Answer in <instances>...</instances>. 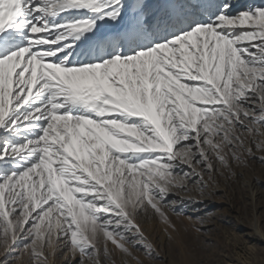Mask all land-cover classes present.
Listing matches in <instances>:
<instances>
[{
  "label": "snow or ice",
  "instance_id": "6c2138e0",
  "mask_svg": "<svg viewBox=\"0 0 264 264\" xmlns=\"http://www.w3.org/2000/svg\"><path fill=\"white\" fill-rule=\"evenodd\" d=\"M257 136L264 3L0 0V264L21 240L17 264L61 244L76 264H104L109 242L152 258L141 213L177 232L169 196L242 176Z\"/></svg>",
  "mask_w": 264,
  "mask_h": 264
},
{
  "label": "rangeland",
  "instance_id": "374dc122",
  "mask_svg": "<svg viewBox=\"0 0 264 264\" xmlns=\"http://www.w3.org/2000/svg\"><path fill=\"white\" fill-rule=\"evenodd\" d=\"M250 1L259 4V0H241L244 3ZM261 139L264 136H257L258 141ZM260 157H264V152L254 151L247 169L232 165L233 171L243 173L242 176L229 177L226 171L223 176L217 173L218 187L205 190L203 195L192 184L188 192L171 194L169 200L182 201L175 206V212L165 209L177 232L168 228L151 210L147 214L141 213L137 222L146 238L145 243L154 250L153 257L150 258L139 243L130 248L132 257L140 264H186L193 260L208 264H243L246 258H250V264H261L264 258V162ZM212 191L216 194H211ZM200 216H211L212 219L207 224L196 225L194 222ZM23 243L21 240L8 256V264H17L15 256L20 254ZM108 248L111 255L104 259V264H136L132 257H124L114 250L110 242ZM251 248L258 251L251 253ZM22 260L31 264L27 254ZM78 260L79 256L73 259L61 244V250L48 258V264H76Z\"/></svg>",
  "mask_w": 264,
  "mask_h": 264
},
{
  "label": "bare ground",
  "instance_id": "6f19581e",
  "mask_svg": "<svg viewBox=\"0 0 264 264\" xmlns=\"http://www.w3.org/2000/svg\"><path fill=\"white\" fill-rule=\"evenodd\" d=\"M148 2L150 3V4H153V5H158V4H160V3H162V2H164V0H148ZM251 2V1H250ZM258 3L259 4H261V3H264V0H259L258 1ZM113 24H114V22H112V21H109L108 22V31L110 30V29H112L113 28ZM121 25H116V27H120ZM250 236V235H249ZM257 236V235H256ZM253 239H255V240H257V238L256 237H252Z\"/></svg>",
  "mask_w": 264,
  "mask_h": 264
}]
</instances>
